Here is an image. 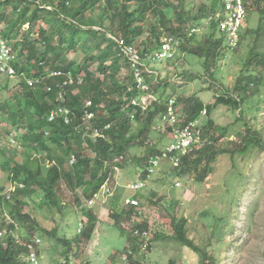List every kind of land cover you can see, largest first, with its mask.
Listing matches in <instances>:
<instances>
[{
    "label": "trees",
    "instance_id": "obj_1",
    "mask_svg": "<svg viewBox=\"0 0 264 264\" xmlns=\"http://www.w3.org/2000/svg\"><path fill=\"white\" fill-rule=\"evenodd\" d=\"M244 2L246 8L250 7V0ZM262 2L258 1L259 4ZM223 4L225 0H209L207 14L198 18L189 9L187 0H0V35L6 42L14 43V50L21 59L20 63H15L18 74L40 81L44 79L40 85L30 87L28 80L22 77L18 80L19 91L13 94L14 106L10 101L0 104L3 112L10 111L4 112L12 120L8 127L11 131L18 128L17 138L23 147L21 153H12L13 149L1 146L0 138V168L8 173L10 182L22 185L11 193V200L2 194L4 188L0 187V208L8 210L14 222L2 224L0 230L15 232L22 228L28 232L27 236L19 237L20 241L10 235L6 244L0 243V264H30L27 261L29 244L37 237L57 241L54 248L60 257L51 262L74 264V260L82 258L83 244L93 238L100 220L93 213L95 211L84 208L81 198L75 199L80 208L76 214L82 212L86 220L77 222L78 228L72 231V238L67 233L69 226L63 229L56 227L52 231L43 229L36 215L27 214L24 210L28 206L25 199L37 193L36 189L44 192L45 204L53 212L55 208H62L59 189L63 181L72 191L83 188V193L91 194L88 199L96 195L100 197L101 192L110 195L102 188L111 182L115 174L118 176L116 183L120 184L119 189L123 187L119 176L121 170L124 173L130 164L128 160L143 165L140 167V182L146 181L147 187L162 165H170V169L178 172L177 177L195 174L197 180L205 181L213 173L209 168L217 161L218 155L246 158L254 148L264 151L263 130L254 127V119L247 120V113L257 107L260 109L264 101V9L259 7L262 15L259 27L242 31L240 41L233 49L227 43V36L219 32L220 20L215 18L216 14H223ZM164 7H167L168 12L171 11V18H168ZM249 14L247 9V20ZM201 20H207L211 25V33L195 45L196 39L192 37L197 32H192L187 26L199 24ZM3 26L6 28L2 29ZM218 34L220 37H217ZM110 36L124 39L147 59L161 49L165 40L172 37L175 55L168 62H175L183 54L202 58L205 59L207 74L217 68L219 59L226 52L237 50L247 43L250 52L246 70L241 72L235 88L217 100L238 111L239 121L246 118V133L241 134L239 140H235L228 148H216L219 138L213 137L212 132L218 128L209 118L206 122L211 107L195 98L186 100L168 95V88L175 90L174 85L160 80V74L152 66L155 60L151 58L147 66L154 73L145 72L143 80L147 88L140 87L132 63L119 43ZM39 47L43 48V52H39ZM79 49L87 52L85 62H65V51L75 53ZM91 63H99L97 71L92 70L94 64L89 66ZM48 67L52 71L49 72ZM57 72H61V75L52 76ZM65 82L68 84L65 85ZM9 87V84L4 89L0 86V96L3 91H9ZM50 87L52 92H48ZM60 93L65 95L64 103L59 101ZM145 96L151 99L146 107L134 104L136 101L141 102ZM61 106L71 109L69 124H65L63 119L49 121L51 111ZM170 108L179 115L178 129L197 123L193 131L198 133L200 139V144L181 159L178 168L170 159L163 158L175 141L174 128L160 127L163 115ZM90 114L93 116L90 117ZM106 126H110L109 129ZM11 131L6 133L7 137ZM96 131L100 133L98 136ZM226 132L224 129L219 137H224ZM153 135L158 138H154L150 145L147 140ZM137 148L142 152L139 151L141 154L133 158L131 150ZM36 152L45 154L44 159L49 163L47 172ZM158 155L162 157L160 168L149 176V162ZM67 164L69 169L66 168ZM86 175L89 180H86ZM124 182H127V178ZM133 185L135 183L126 185L125 189L137 193L132 189ZM137 197L144 199L143 196ZM126 205L127 202H124L121 210L113 211L110 217L115 229L128 239V245L138 240L137 245L132 248L127 246L124 251L125 254L132 251L136 255L142 249L139 244L141 239L135 236V232L150 231L153 241L161 237V233H155L154 223L143 219L141 202L140 205H130L133 208ZM124 219L130 221V226L123 228ZM220 220L225 222L224 218L216 219V222ZM79 225L83 226L81 231ZM173 228L172 238L202 255L205 264H218L215 253L210 252L214 247L211 240L208 247L202 248L189 238L185 218L173 222ZM223 235L224 232L219 235L221 242ZM41 246L36 245L39 256L49 253V248L42 249ZM151 248L152 244L149 251ZM119 256L120 252H114L110 264H119L122 258ZM130 258L133 260V255Z\"/></svg>",
    "mask_w": 264,
    "mask_h": 264
},
{
    "label": "rangeland",
    "instance_id": "obj_2",
    "mask_svg": "<svg viewBox=\"0 0 264 264\" xmlns=\"http://www.w3.org/2000/svg\"><path fill=\"white\" fill-rule=\"evenodd\" d=\"M258 1L262 2V0H253L256 3ZM171 2H175V0H171ZM253 2L250 0V7H247L250 14L244 24L243 32L248 28L256 29L260 25L262 15L259 7L264 9V1L261 4L258 3L259 7ZM187 5L195 13L196 17L201 18L208 10L209 0H187ZM202 10L204 13H202ZM164 11L168 18L172 17V13L171 11L168 12L167 7H164ZM5 28L6 26L2 27V29ZM187 28L191 29V31L193 30L192 32H197L193 33L192 37L196 39L195 45L198 42H202L204 37L211 33V25L207 23V20H201L199 24H189ZM148 29L150 28L148 27ZM217 37H220V34ZM146 38L147 36L142 40L144 41ZM13 44L8 43V46L14 49ZM42 47L38 48L39 52H43ZM136 51L143 57L140 51L137 49ZM249 52L250 47L247 43H243V46L237 50L226 52L225 56L219 59L217 68L211 69L210 74L206 73L207 70L204 67L205 59H199L188 54H183L175 62L158 61L152 64L154 69L160 74L162 82L174 85L175 90L172 87L168 88V95L186 100L195 98L202 100L205 105L211 107L210 116L206 117V122L207 118H209L215 124V127L218 128L217 131L212 133L213 137L219 138L216 146L219 149L228 148L235 140H239L241 134L246 133L244 124V119L246 120V118H242V121H239L240 113L238 111L218 103L217 100L235 88L241 72L246 70ZM63 54H65V62L75 60L77 63H83L87 57L85 49H79L75 53L65 51ZM15 60L17 62L21 61L18 54ZM93 64L91 63L89 66ZM98 66L99 63H96L91 68L93 71H97ZM176 66L177 68H175ZM48 71H52L51 67H48ZM43 80L41 79L40 82ZM18 82L17 79L10 80L6 77H0V86L3 89L8 84L10 86L9 91H3L0 96V104L10 101L13 105L15 101L13 94H16L20 89L17 87ZM28 85L31 87L29 82ZM143 98L141 102L136 101V104L146 107L151 99L148 96ZM55 110L57 109L52 110L50 115ZM4 112L10 113L8 110H4ZM4 112L0 107L1 141L7 138L6 133L11 131L8 126L12 123V120ZM250 119L255 120L254 127L257 130H263L264 135V101L260 109L257 107L256 110L247 113V120ZM17 129V127L16 129L13 128V130ZM224 129L227 130L226 135L219 137L220 132H223ZM156 137L158 138L157 135L151 136L147 142L152 145L153 139ZM18 147L20 150L16 151L11 148L13 149L11 152L21 153L23 151L21 143ZM139 151L142 152L138 148L131 150L133 158H137L141 154ZM144 151L145 149H143ZM44 155L42 152L37 153L40 163L44 166V171L47 172L49 163L44 159ZM128 162L130 164L124 169L125 172L123 173L121 170L119 176L123 187L119 189L118 186L120 184L116 183L118 176L115 174L111 182L102 188V191H111V195L101 192L100 197L96 195L95 198L88 199L91 194L83 193V188L72 191L67 183L63 181L59 189V198L62 202L61 209L55 208L51 212L45 204L44 192L36 189L37 193L25 199L28 206L24 210L27 214L36 215L39 224L47 231H52L56 227L63 229L65 226H69L70 231L68 230L67 233L71 238L72 231L77 230V222L82 215V212L79 215L76 214L80 208L75 199L81 198V204H83L84 208L95 211L93 213L99 217V220L101 219V222L99 221L98 223L100 226H97L98 228L92 240L83 244L82 258L80 260L73 259L74 264H110V257L114 252L121 253L119 258L122 257L123 260L121 258L119 264H205L202 255L194 253L191 249L171 237L174 233L173 222L180 221L181 218L187 220L188 236L197 246L208 247L211 240V244L214 247L211 246L210 252L215 253L219 260L218 264H264L263 150L254 148V151L246 158L245 156L232 158L227 154L218 155L217 161L214 164L212 163L211 168H209L213 173L209 174L205 181L197 180L195 174H189L183 178L177 177L178 172L170 169V165H165V167L162 165L158 173L149 180L148 186L137 193L128 191L129 189L126 190L125 186L140 182L142 173L140 167L142 168L143 165L137 161L135 163L128 160ZM69 167V164H67L66 168L69 169ZM85 178L89 180L88 175ZM125 178H127L126 183L124 182ZM11 185L8 173L0 168V187L4 188L2 194L12 188ZM116 187L118 188L116 189ZM138 195L143 196L144 199L137 197ZM134 197L141 202L143 219L154 223L153 229L155 233H161V237L153 241L150 251L144 252L142 250L136 255L131 252L134 258L131 260L130 257L132 255L130 252H128L129 254L126 253V255L124 251L127 246L132 248L137 245L138 240L135 239V242L128 245V239L118 229H115L110 214L115 210H121L124 202H127L128 205L126 206L128 208H133L129 203L135 199ZM119 198L122 201L124 198L127 199L122 203ZM90 201L95 202V204L90 206ZM36 212L37 214H35ZM221 218H224L225 222L221 220L216 222V219ZM9 219H12L9 211L3 207L0 208V226ZM130 224V221L128 222L124 219L122 226L124 228L130 226ZM7 226L9 227V225ZM2 231H6L7 234L0 240L1 244H6L10 235H13V238L18 241H20L19 237L28 235V232L22 228H18L15 232L8 229ZM223 232L224 239L221 242L219 235ZM37 238L42 239L41 237ZM44 240L42 239L41 247L42 249L49 248V253L39 256L40 264H54L51 260L60 257V254L54 248L57 241ZM51 249L53 250L51 251ZM127 256L128 259L125 260ZM144 256H146V260Z\"/></svg>",
    "mask_w": 264,
    "mask_h": 264
},
{
    "label": "built area",
    "instance_id": "obj_3",
    "mask_svg": "<svg viewBox=\"0 0 264 264\" xmlns=\"http://www.w3.org/2000/svg\"><path fill=\"white\" fill-rule=\"evenodd\" d=\"M225 1L226 3L223 4V14H218L216 18L220 20L219 29L227 36V43L229 47L235 49L240 41V33L245 24L247 9H246V5L243 3L244 0H225ZM111 38L119 43L120 48L132 63V68L135 71L137 82L139 86L142 87L143 89L147 88V86L144 85L143 74L145 72H148L149 74L154 73L147 66L149 59L150 58L154 59L155 60L154 62L168 61V59H172L173 56L175 55L174 47L172 44L173 38H168L167 40H165L162 43L161 49L155 54H153L151 57H149L148 59L141 57L136 51V49L133 46L128 45L124 39H115L114 37ZM16 55L17 53L14 51V49L9 47L8 43L2 37H0V72L2 74L11 77L16 76L17 71L14 67V64L17 62L15 60ZM58 75L60 76L61 73L54 74V76H58ZM71 78L73 79V77L70 76V79ZM28 82L31 86L41 83L40 80L38 79H30ZM67 84L68 82H65V85ZM48 91L52 92L53 89L50 87ZM58 96L60 102L64 103L66 101L64 93H60ZM134 104H136V102H134ZM172 104H174V101H172ZM70 112L71 111L67 107L61 106L51 114L50 121L63 119L65 121V124H69L71 121V117H69ZM92 116L93 115L90 114V117ZM178 116L179 115L175 112V110L173 108H170L169 111L163 115L161 119L162 124L160 126L162 129L169 127L174 128L173 136L175 137V141L166 150V152L163 155V158L170 159V162L176 168L181 166V159L184 156H186L188 153L193 151L196 145L200 144L198 133L196 134L193 131V128L197 123L195 124L192 123L184 129H178L176 127V125L179 122ZM109 127L110 126H106V129H109ZM99 134L100 133L96 131V135L98 136ZM11 143L13 145H17L18 141L15 138H12ZM161 161H162V157L159 155L151 158L148 169L149 176L157 172V170L160 168ZM146 185H147L146 181H141L133 185L132 189L139 191L144 189ZM11 186L12 188L8 189L4 194V196H6L7 199L9 200H11V193L13 192L17 184L15 183L12 184ZM19 186L22 187V185ZM109 194L111 195V191H109ZM94 204L95 202L90 201V206ZM129 205H140V201L137 198H135L132 201H130ZM7 223L12 224L13 222L9 219ZM82 227L83 226H80V231ZM6 234H7L6 231H0V240ZM136 235L141 239V242L139 243L141 249L144 250V252L149 250V247L153 241L152 232L145 231L141 233L140 231H137ZM40 244H41V240L39 238L36 239L33 243L29 244L30 253L28 255L27 261L30 264H40L39 255L37 253V248H36V245H40ZM131 252L130 254L132 255ZM127 259L128 256L125 258V260Z\"/></svg>",
    "mask_w": 264,
    "mask_h": 264
},
{
    "label": "clouds",
    "instance_id": "obj_4",
    "mask_svg": "<svg viewBox=\"0 0 264 264\" xmlns=\"http://www.w3.org/2000/svg\"><path fill=\"white\" fill-rule=\"evenodd\" d=\"M246 5V4H245ZM247 9V8H246ZM218 14H216L215 15V18H216V16H217ZM214 16H212V18H213ZM217 19V18H216ZM246 19H247V17H246ZM245 22H246V20H245ZM243 29H244V27H243ZM243 29H242V31H243ZM241 31V32H242ZM219 32H221L220 31V29H219ZM0 37H2L1 35H0ZM110 37H112V36H110ZM3 38V37H2ZM4 39V38H3ZM15 51V50H14ZM21 61H18L17 63H20ZM14 67H15V64H14ZM15 69H16V67H15ZM16 71H17V75L15 76V77H11V76H8V75H4V74H2L1 72H0V77H6V78H8V79H17V80H21L22 79V77H24L26 80H30V79H33V78H28L27 76H23V75H20L19 76V74H18V69H16ZM57 73H61V72H57ZM55 73H53L52 74V76L54 75ZM38 79V78H37ZM49 92V91H48ZM18 130H12L11 131V133H10V135L6 138V139H4V140H2L1 141V146H4V147H8V148H14V149H18V150H20L19 149V145H20V141H19V139L17 138L18 137V132H17ZM12 138H15L17 141H18V144L17 145H13L12 143H11V139ZM12 184H15V183H13V182H11ZM16 187H20L19 185H17ZM15 187V188H16ZM15 188H14V190H15ZM13 190V191H14ZM6 192V191H5ZM4 195V194H3ZM11 221L13 222V220L11 219ZM5 224H8L7 222L5 223ZM12 224H14V222L12 223ZM0 231H2V230H0ZM36 239H38V238H35V240ZM41 240V239H40ZM41 244H42V240H41ZM40 244V245H41ZM39 261H40V259H39Z\"/></svg>",
    "mask_w": 264,
    "mask_h": 264
},
{
    "label": "crops",
    "instance_id": "obj_5",
    "mask_svg": "<svg viewBox=\"0 0 264 264\" xmlns=\"http://www.w3.org/2000/svg\"><path fill=\"white\" fill-rule=\"evenodd\" d=\"M120 199V198H119ZM127 199V198H126ZM125 198L123 199V201H125L126 200ZM120 201L123 203V201L120 199ZM86 220V218L83 216V215H81L80 216V218H79V221H85ZM101 220V219H100ZM101 222V221H100ZM99 226H100V224H98ZM80 226V225H79ZM98 228V227H97Z\"/></svg>",
    "mask_w": 264,
    "mask_h": 264
},
{
    "label": "bare ground",
    "instance_id": "obj_6",
    "mask_svg": "<svg viewBox=\"0 0 264 264\" xmlns=\"http://www.w3.org/2000/svg\"><path fill=\"white\" fill-rule=\"evenodd\" d=\"M225 3H226V1H225ZM243 3L245 4V2L243 1ZM247 17V16H246ZM62 107H64V106H62ZM60 108V107H59ZM69 110H71L70 108H68ZM54 112V111H53ZM52 112V113H53ZM51 116V115H50ZM49 120H50V118H49ZM57 121V120H56ZM50 122H55V121H50Z\"/></svg>",
    "mask_w": 264,
    "mask_h": 264
}]
</instances>
